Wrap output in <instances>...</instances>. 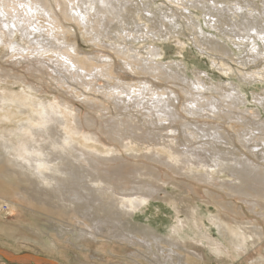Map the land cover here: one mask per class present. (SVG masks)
<instances>
[{
    "label": "bare ground",
    "instance_id": "6f19581e",
    "mask_svg": "<svg viewBox=\"0 0 264 264\" xmlns=\"http://www.w3.org/2000/svg\"><path fill=\"white\" fill-rule=\"evenodd\" d=\"M52 1L55 7L52 5L51 0H0V45H3L5 50L2 59L4 65L5 63L11 64L5 67L2 65L3 63H0V179L16 181L20 187V192L22 191V185H25L30 191V194L16 195L25 197L24 203L27 206L25 204L13 205L12 203H7L8 206H14L15 210L27 209L31 207H28L29 203L34 201L40 206L41 211L44 212V215L49 220H58L63 223L57 226L56 231L58 233L56 232V234H64L67 230L64 224H68L74 218L81 224V228L77 232L73 233L70 230V233L76 238V242L88 243L94 241L95 243L92 242L93 244L101 245L102 240L105 239L110 245L122 244L126 248H129L128 245L135 246L139 252L147 254L148 264H210L208 255L204 253V250L198 248V244H202L203 241L208 242L210 247H212L211 251L216 258H219L220 264H229L226 261V255L227 258L230 257V259L234 260V253L235 256L236 252L238 254L242 252L243 254L247 251L248 253V249L252 245L260 244L263 248L261 242L263 241L264 233L261 230L258 232V229L251 228L253 225H233L222 219L221 215L214 217L213 224L218 228L219 233H222L228 239L226 242L219 239L214 240L215 238L212 239L210 234L204 231H202L203 233L198 231L202 233L199 235L200 237L198 232H195L194 236L185 235L186 226H189V224L180 219L179 221L181 222L178 225H174L167 236L160 231L157 225L159 222L156 221L155 223L150 222L149 227L145 229L137 228V225L133 224L135 214L143 212L144 208L150 205L151 200L156 199L155 195L158 194L159 187L153 174L141 172L143 170L137 167H124L122 165L125 164L123 153L134 157L139 156L136 150V145H139L143 146L145 153L148 152L146 155L147 159L153 162L160 161L161 166L163 164L167 168L175 170L178 174L193 178L196 182L199 181L206 183V185L216 186V181H220L217 177L225 173L226 178L221 179L220 188L225 189L229 195L244 197L242 200L249 206L247 208L255 210L256 213L261 214L264 218V148L259 147V143L257 144V142H264V135H261V133L264 134V126H262L264 123H261V126H256L257 128L254 127L255 125L251 127V125L245 124L247 121L246 116L243 115V111L238 105L243 103L244 93L234 87L232 88V93H227L225 90L222 91L223 89L217 85L212 89L208 88L203 78L186 75L181 72L182 70L179 71V66L177 65L178 70L175 69L176 67L169 66L170 64L157 62L156 58H163L165 52L156 43V46L151 45L153 52L150 50L147 54L137 51L140 48L132 42L131 44L115 43V45H121L123 49L115 53L119 55L122 61H125L124 66L129 67L133 74L141 76L153 74V78L156 76L168 83L165 88L163 87V91H158L159 87L153 82L145 81L143 85L141 84L143 87H140V90L134 91V94L129 93L126 95L130 91L125 88V86L129 85L126 81L127 79L124 78L127 73H115L117 71L116 66L106 63V61L100 63V60L105 58L100 55L93 58L81 57V53L76 49V42L74 41L71 44L70 40L76 33H72V35L71 30L64 26V22L78 26L75 16L78 15L83 20V23H81L83 29L80 31L90 33V39L98 42L97 46L104 56L107 53L102 50L105 48V44L103 46L99 43L105 41L104 38H108L109 35L114 36L112 32H115L117 36L119 35L120 39H122L121 41L127 36L132 35L133 37L132 31L130 33L133 23L124 15L129 12L126 6L131 3V0ZM144 1L148 3L146 5L148 9L144 8V10L156 15L157 13L150 7V0ZM216 1L218 0H211V3L213 2L211 6L207 5L206 2L200 3L198 0H187L186 4L196 8L202 7L203 10H207L206 12L216 11L217 18H214V13H212L213 19L210 20L212 21V26H214L213 28L220 23L224 24V22L222 23L219 20L220 15L232 19L225 24L226 28H230V32H228L241 41L239 43L246 49V52L243 50V53L246 55L249 53L246 58L240 59L242 66H247V64L261 60V58L264 59V48L261 46L262 43L264 47V11L252 6L251 8L249 7L251 10H248L240 2L239 4L236 3L237 5L228 6L227 9L219 11L215 6L219 4L224 7L222 3L225 5L226 1L222 0L220 1L221 3ZM246 2L250 4L247 0L244 3ZM68 3L69 5H67ZM24 5L27 8H24ZM18 6H23L24 10H19ZM67 6H71L70 11ZM82 6H87L88 8L83 10ZM184 8L189 10L188 7ZM56 9L59 10L60 15L57 14ZM88 10L94 12L93 15L88 13ZM28 12L33 13L34 25L24 19V13ZM85 12L88 14H85ZM84 14L87 16H85V19ZM42 17H47L48 22L50 20L51 27L46 33L49 31L58 32L54 35L56 40L38 36V31L40 32L44 28V23H38ZM92 18L96 20L94 21ZM140 23L146 27V30H148L146 32L150 33V35L152 34L155 38H158V36L162 38L163 34H167L170 31L162 21L157 24V26H160L159 29L148 24L143 19ZM72 29H75L74 26H72ZM127 30L129 35L124 32ZM200 30L203 32L202 28ZM201 31L199 34L203 36ZM123 32L126 35H123ZM15 33L21 34L23 43L13 41L12 38ZM141 33L143 31L141 32L140 30ZM138 36L139 34L136 37L134 33V41L143 38ZM147 38H150L149 35ZM108 40L106 39V41ZM56 41L62 47L58 48L55 46L54 42ZM208 44L210 46L214 45L215 50L218 49V46L214 43L209 41ZM48 52L57 53L59 58L55 57L56 55L54 56V54V57H50L51 54L47 57ZM225 52L226 50L221 49L219 53L226 55ZM45 55L46 58L44 57ZM33 56L37 58L31 61L33 59L30 60V57ZM106 56L109 60L113 59L109 52ZM61 58L62 60H59ZM184 60H182L183 64L188 66ZM22 64L28 65L29 68L33 67L35 70L26 68L25 73L21 71L15 72L14 67L17 65L22 66ZM136 68L142 69L138 72ZM70 69H73V71ZM246 75L248 76V74ZM29 76L33 79L35 77L44 79V81L47 80L46 82L49 84L56 82L60 86H69L70 92L74 91L75 88L73 86L78 87V90L80 89L79 87H84L90 92L94 91L95 87H98L97 81L99 77L104 78V80L108 79L107 77H111L116 84H111L112 81L107 83L106 89H113V91H106L103 88L104 90L101 94L98 92V95L106 98V100L102 98L106 101L103 107H101L102 104L100 102V107L99 104L95 106L98 102H95V96L92 97L94 94L86 97L85 101L91 105L95 103L92 106L95 115L89 111L83 115V110L80 109L82 112L74 110L64 101L48 104L44 100H37L39 95L37 96L34 92L38 91L39 87L33 85V80L27 83L30 85H28V91L25 90L22 93L11 92L7 88L6 90L3 88V85L8 83L6 81L8 78H17L21 81L28 79ZM74 83L77 85H74ZM138 86L135 85V88H138ZM59 87L57 86L56 89H59ZM39 91L42 90L40 89ZM76 91L74 92L76 93ZM212 92L220 94L221 98L218 100L209 98L210 94L213 96ZM180 93L186 96L185 102L188 104L184 105L182 110L185 114H191L195 117L199 116L203 111H208L213 118L221 119L222 116L219 113L224 112V116L227 119L237 118V121H241V126L236 127V129H242L239 130L243 132L239 135V138H242L243 146L249 152H252V150L261 152L260 160L263 164L254 162L248 157L241 160L240 157L228 152L223 154L225 156L218 154L221 157L220 161H218L220 157H217V160L213 159L212 157L217 156L219 147L217 145L223 144L224 141L226 145H229L230 142L229 136L225 137L223 135L225 133L228 134L223 127L224 125L221 127L219 123H214L217 128H213L214 126L209 129L200 128L197 125L195 129L190 130L187 117L181 116L176 111L179 114V121L183 125L182 131L181 129L174 130L177 127H171L176 122H173L172 100L180 101ZM76 97L80 98L81 96L78 94ZM257 100L264 107V97L258 95ZM182 101H184L183 98ZM152 105H154V109H152ZM134 107L136 108L134 109ZM180 118L184 120H180ZM247 118L249 119V117ZM191 123L193 124V122ZM238 124L240 125V123ZM92 127L97 130H93ZM218 127H221L222 132L219 131ZM172 131L177 133L175 137ZM102 134L112 144L106 143L103 139L104 136L101 137ZM207 139H209L208 142H206ZM101 143L108 145L110 148L113 147L114 150H100V147L98 148L97 146ZM253 143L257 144L256 147L251 146ZM206 147H209L210 152L205 150ZM130 148L131 150H128ZM157 148H161L163 152ZM199 150H202V153L205 151L212 156L209 157L210 155L207 153V155L198 153ZM255 157L259 159L258 155H255ZM128 177L133 180L131 179L128 182ZM92 185L98 187L92 189L90 188ZM183 194L185 193L183 192ZM114 197L118 198L117 203L113 201L115 200ZM173 202L172 205H174L175 209L181 212L182 209L179 208V203L177 201ZM189 208L192 209L189 206L187 214L185 212L187 219L188 221H194L196 224L193 226L199 229L198 220L200 217L197 219L198 215L194 208L192 212ZM1 217L4 219L5 216ZM201 226L203 228L202 224ZM189 229H191V232L195 231L194 228V231L192 228ZM139 234H142V236ZM125 242H127V245ZM231 246L233 247L232 249ZM261 247L253 250L254 254L250 256L251 261L249 264H258L256 261L253 262L256 257H261L262 262H264ZM134 256L142 258L138 252ZM37 264L45 263L39 261Z\"/></svg>",
    "mask_w": 264,
    "mask_h": 264
},
{
    "label": "rangeland",
    "instance_id": "374dc122",
    "mask_svg": "<svg viewBox=\"0 0 264 264\" xmlns=\"http://www.w3.org/2000/svg\"><path fill=\"white\" fill-rule=\"evenodd\" d=\"M112 1H114V0H112ZM186 1L187 0H182V1H180V0H178V1L177 0H150V2H151L150 7L153 8V10L157 13L156 15H152L151 13L146 11L148 9V6L146 7V5H148V3L146 1H144V0H131L130 1L131 3H129V5L126 6V8L128 7L127 10L129 12L127 14L125 13L124 15L127 16L129 18V20H131L133 23V25H132L133 27H131V30H130V33L132 31L133 37H132V35L129 37L127 36L123 41H121L122 39H120V36L118 35L119 36V38H118L117 34L115 32H112L113 35L116 36L117 38L108 34L110 38L109 37L104 38L105 41H103L102 43H99L101 45L105 44V46L103 45L105 48H103L102 50H104L105 53L109 52V54L113 58L112 60L110 59L111 62L109 59L106 58L107 53H106V55L103 56V53L99 50V48L97 46L98 42H94L93 40L90 39V37H89L90 33H85V32L80 31L83 29V25L81 24V23H83V20L80 19L78 15H75L76 19H77L76 21H77L78 26H76V24H68L67 22H64V26L67 29L71 30V34L76 33L75 36H72V39H70V40H71V44H73L74 41L76 42V45H77L76 49L81 53L80 54L81 57L86 56L89 58H93L95 56L100 55L102 57H105V58H102V60H100V63H104L106 61V63H111L112 66L113 65L116 66L117 71H115V73H120V74L122 72L127 73V76H125L124 78L127 79L126 81L129 85L127 87L125 86V88L127 91H128V89L130 91L127 92L126 95L129 93L134 94V91L136 92V90L137 91L140 90L143 87L142 86L143 82H145V81L153 82L156 86L159 87L157 89L158 91H163V87L165 88V86H167L168 83H166L161 78H158L156 76H155V78H153L154 77L153 74L152 75L151 74L150 75L145 74L144 76L133 74L129 67L124 66L125 61H122L119 58V55H117L115 53L116 51L123 50L121 45L118 46V45H115V43L116 44L117 43H119V44L120 43L131 44V42H132L134 45H136L138 48H140V49H137V51H140L143 54H147L148 51L152 50L151 45L156 46V44H158L161 48L164 49L165 56H163V58L162 57L156 58L157 62H160V63L163 62L165 64H170L169 66H172L173 68L176 67L175 69H177V70H178L177 66H179V71L182 70L181 71L182 73H185L186 75H189L191 77L198 76L200 79L203 78V80H205L204 82L206 83V87L211 88V89L213 87H215V85H217L219 88L223 89L222 91L225 90V92H227V93L228 92L232 93L233 87L240 89L244 93V98H243L244 101H242L243 103H240L238 105H239V107H241L240 109L243 111V115L246 116L247 121L245 124H247L249 126L251 125V127H252V125H255L254 127L261 126V123H264V107L257 100V97H258V95L264 97V59L261 58V60H257L255 62H252L251 64H247V66H242L240 59L246 58L249 53L247 55L245 53H243V50L246 52V49H244L241 46V43H239L241 41L237 37H235L233 34L229 33L230 28H228V27L226 28L225 24L230 22L232 19L231 18L229 19L227 17H223V15H220L219 20H221L222 23L224 22V24L220 23V24H218L217 27L213 28L214 26H212L213 24L211 23L212 21H210V20H212L213 17L217 18V14L215 13L216 11L212 10V12L211 11L206 12L207 10H205V9L203 10L202 7H198V8L193 7V6L191 7L190 5L186 4ZM198 1L200 3L206 2L207 5H209V6L213 5V2L211 3V0H198ZM220 1H222V0H218L216 2L221 3ZM223 1H226V4H225L226 6L224 5V3H222L224 7H221V5H219V4L217 6H215L219 9V11H221L225 8L227 9L228 6L231 7V6L237 5V4H239V2H240V4H242V6L246 7L248 10H251L250 8L252 6V7H256L260 11H264V7H263L264 0H247L250 4H247V2L244 3L245 0H223ZM51 3L54 6V3L52 0H51ZM67 5H69V3ZM98 7H99V5H98ZM184 7H188L189 10H187V9L185 10ZM24 8H27L26 5H24ZM67 8L70 11L71 6H67ZM82 8L84 10V9H87L88 7L82 6ZM144 8L146 10H144ZM18 9L24 10L23 6L22 7L18 6ZM56 12H57V14L60 15L59 10L56 9ZM87 12L92 13V15L94 13V12H91L89 10ZM87 12H85V14ZM28 13H24V19L28 22H31L34 25V18L32 16L33 13H30V12H28ZM212 13H214V16L212 15ZM85 14L83 15L84 19L87 17ZM70 15H71V13H70ZM157 15H159L160 17ZM62 17H63V15H62ZM167 17H170V18H167ZM172 18H174V19H172ZM142 19L145 20V22H147L148 24H151L153 27H156L157 29L160 28V26L159 25L157 26V24L162 21V23L165 25V27L167 29H170V31H168L167 34H163L162 38L161 37L159 38V36H158V38L157 37L155 38L152 34L150 35V33L146 32L148 30H146V27L142 23H140V21ZM39 20H38L39 24L44 23L43 24L44 28H42L40 32L38 31V36L44 37V38L47 37L50 40H53L52 38H54L56 40L54 35L56 33H58L57 31L56 32L55 31H49L50 33L49 32L46 33L47 30H49L51 27V24L49 23L50 20L48 22L47 17H42ZM92 20L95 21L96 19L92 18ZM134 20H136V21H134ZM135 24H137V25H135ZM172 25H174V26H172ZM72 26H74L75 29H72ZM137 27L140 29H138ZM113 28H114V26H113ZM200 28L203 29V32L200 30ZM98 30H99V28H98ZM137 30H139V31H137ZM140 30H141V32L143 31V33L140 34ZM134 31H137V32H134ZM200 31H201V33H203V36L199 34ZM124 32L129 35L128 30L124 31ZM124 32H123V35H126ZM134 33H135L136 37L139 34V36L143 37V38H140L138 36L140 39L134 41V39H135ZM142 34H143V36H141ZM144 34H146V35H144ZM147 34L149 35L150 38H147L148 37ZM13 36H12L13 41L15 40V42L23 43V38H22L20 33H15V35H13ZM73 37H76V38H73ZM197 37H198V42H197ZM115 38H116V40H115ZM106 39L107 40L109 39V40L106 41ZM128 39H129V41H128ZM113 40H115V41H113ZM209 41L214 43L215 45H217L218 49L215 50L213 47L214 45L210 46L208 44ZM56 42H54L55 46H57L58 48L62 47L58 43V41H56ZM0 46H1L0 47V63H3L2 64L3 66L8 67L11 64L5 63V65H4V61L2 58H3V53L5 52V50H4L3 45H0ZM159 46H158V48H159ZM261 46H262V48H264L262 43H261ZM154 48H156V47H154ZM221 49L226 50V52H225L226 55H222L219 53ZM70 51L73 52L72 50H70ZM152 52H153V50H152ZM50 54H51V56H50ZM53 54H54V56L56 55L55 57L59 58V55L57 53H51V52L47 53V57H48V55L50 57H54ZM44 57L46 58V55ZM226 57H228V58H226ZM36 58H37L36 56H33V57H30V60L33 59L31 61H34V60H36ZM148 58H150V57H148ZM183 59H185L184 61L186 62V64L188 66H185L183 64V62H182ZM59 60H62V58ZM137 61H139V60H137ZM13 62H14V60H13ZM25 66H26V64H22V66L17 65L16 67H14L15 68L14 71L15 72L21 71V72L25 73L26 68H29L28 65L26 67ZM194 67H196V68H194ZM21 68L24 70H22ZM30 68H31V70L34 69L33 67H30ZM119 69H122V70H119ZM141 69L142 68H140V69L136 68V70L138 72L141 71ZM71 71H73V69ZM50 74L52 76H54V74H52V72H50ZM246 74H248V76ZM249 75H252V76H249ZM251 77H253V78H251ZM107 78L108 79L104 80V78L99 77V79L97 81L98 87H95V90L92 91L94 93L90 92L89 90H86L84 87L83 88L79 87L80 89L78 90L77 89L78 87H74V86H73V88H75L74 91L77 90L76 93L73 90H72V92H70L71 90H69V88H68L69 86H60L59 84H56V82L49 84L46 82L47 81L46 79H45L46 81H44V79H41V78L37 79L35 77L33 79V78H30V76L28 79H24L21 81L17 78H11V79L8 78V80H6V81L10 85L8 83L4 84L3 88H5V90L7 88V90L11 91V92L22 93L25 90L28 91L27 89H28L29 84H27V83L29 81L33 80L34 81L33 85H36V87H39V90L40 89L42 90V91L38 90V91L34 92V94L36 93L37 96L39 95L37 100H44L48 104L49 103L53 104L55 102L64 101L67 104H69L70 108H73L74 110L75 109L79 110V111H80V109L83 110V115L88 111L90 113H93V115H95L94 110L92 109V106L95 103H92V105H91L89 102L85 101V98L88 96H92V94H94L92 97L95 96V99H96L95 102L96 101L98 102L97 104H95V106L98 105L100 102V104H102L101 107H103V105L106 104V101H104V100H106V98L102 97L101 95H98L99 94L98 92H100V94H101V92L107 88V86H108L107 83H110L111 81H112L111 84H114V85L116 84V82H114V80L111 79V77L110 78L107 77ZM101 79H103L104 81L103 80L101 81ZM17 80H19V81H17ZM87 80H89V78H87ZM104 84H105V86H104ZM74 85H77V84L74 83ZM135 85H137V86L139 85L138 88H135ZM57 86L58 87L60 86L59 89H56ZM133 86H134V88H133ZM92 87H93V85H92ZM60 88L62 89V91ZM106 91H113V89H109V90L106 89ZM84 93H86V94H84ZM212 93H213L212 94L213 96H211V94L209 95V93H208L209 98H213L215 100H218L221 98L220 94L215 93V92H212ZM78 94H80V96H81L80 98L76 97V96H78ZM70 95H72V96H70ZM83 96H85V97H83ZM123 96L125 97V95H123ZM102 98H104V100ZM163 98H166V97H163ZM182 98L184 101H182ZM101 99H102V101H101ZM179 99H180V101H174V99L172 100L173 106L171 107V111L173 114L172 113L171 114L174 117L173 122L174 121H176V122L174 123V126L172 125L171 127L172 128L173 127L178 128V129L176 128L174 130H180L181 129V131H182V125H183V124H181L182 122L180 123L179 114L176 113V111H178L181 116H183L185 118L187 117L186 119L188 120V123H189L188 128L190 130L195 129V127L197 125H199L200 128H208L209 129V128H212L213 126H214L213 128H217V126H215L214 123H219V125H221V127L224 125L223 127L225 128V130L228 134L225 133L223 135H225V137L229 136L230 142H229V145H226L225 141L223 142V144L217 145V147L219 146L218 147L219 153L217 151V156L212 157L213 159L217 160V157H220L218 154H220V155L222 154L221 156H225L223 154H227V152H228V153L234 154L236 157H240L241 160H243L242 158L248 157L254 162L262 163V161L260 160V158H261L260 153L261 152L256 151V150L255 151L252 150V152L254 151L252 153V152H249L245 146H243L244 145L243 140H242V138H239V135L241 133H243L242 131L240 132L239 130H242V129H238V130L236 129V127L241 126V121H237L236 120L237 118H233L232 120L227 119L224 116L225 115L224 112H220L221 114L219 113V115L222 116L221 119L213 118L211 116V113H208V111H206L207 113L203 111L202 113L199 114V116H195V117H194V115H191V114L190 115L185 114L182 110L184 108V105H188L185 102L186 96L183 95L182 93H180ZM82 100H83V102H82ZM236 103H238V102L236 101ZM100 104H99V107H100ZM156 104H157V102H156ZM151 107H152V109H154V105H152ZM135 108L136 107H134V109ZM62 110H64V109H62ZM80 112H82V111H80ZM104 113L107 114L106 112H104ZM233 117H235V116H233ZM247 117H249V119ZM189 119L191 120V122H193V124L190 122ZM180 120H184V119L180 118ZM194 120H196V121L194 122ZM234 120H236V121H234ZM251 122L252 123L255 122V123L252 124ZM176 123H177V126H176ZM238 123H240V125ZM180 124H181V127H180ZM262 126H264V125H262ZM220 128L218 127L219 131L222 132V130ZM92 129L97 130L94 127H92ZM172 133H173L174 137L177 134L174 131H172ZM261 135H264V134L261 133ZM103 136L104 135L102 134L101 137H103ZM103 139L106 141V143L112 144V143H110V141H108L105 138V136L103 137ZM241 140H242V142H241ZM208 141H209V139L206 140V142H208ZM257 144L259 147L264 148V142L263 141L257 142ZM257 144L253 143V144H251V146L256 147ZM97 147L98 148L100 147V150H102V151H106V150H110V149L114 150L113 147L110 148L108 145L102 144V143L98 144ZM136 147H137L136 148L137 155H139V156L134 157L130 154L123 153L125 164H122V165H124V167L125 166H131L133 168L137 167V168L143 170L141 172H145L147 174L148 173L153 174L155 179H156L155 180L153 178V180H155L158 183V185H157V183H156V185L159 187V192H158V194L155 195L156 199H152L150 202V205H148L146 208H144L143 212H137L135 214L134 219H133V224L135 226L137 225L136 226L137 228L145 229V228L149 227L150 222L155 223V221H156V222L160 223V224L159 223L157 224L160 231H162V233L165 236H167L170 234L169 233L170 229L174 225H178L181 221H186L189 224V226H186V231H185L186 233H184L185 235H189V236L193 235L194 236L195 232L204 231L206 233L208 232L212 239L215 238L214 240L219 239V240H223L224 242H226L228 239L222 233H219L218 228L213 224L214 217L217 215H221L222 219H224L227 222H229L233 225H236V226L237 225H244V224L250 225V226L251 225L255 226L257 224L255 227L251 226V228H254L255 230L258 229L257 230L258 232H260V230H261V232L264 233V218L261 216V214L256 213L255 210H250L249 208H247L249 206H247L245 201L242 200L244 197L242 198V197L229 195V193H227L225 191V189L220 188V185L222 184V183H220V182H222L221 179L226 178L225 173H222L217 177V178H219L220 181H216L217 183L215 182L216 186H211L210 184L206 185V183H201L199 181L196 182L193 178L178 174L175 172V170H171L163 164L161 166L160 161H154L153 162L152 160L147 159L146 155L148 154V152L145 153L143 146L136 145ZM208 148L209 147H206L205 150L210 152V149H208ZM141 149H142V152H141ZM157 149L161 150V152H163V150L161 148H157ZM128 150H131V148ZM198 153H201L203 155H207V154L210 155L209 153H207L205 151L202 153V150H199ZM255 155H258L259 159H257L255 157ZM211 156L212 155H210L209 157H211ZM220 160H221V157L218 159V161H220ZM131 179L132 178L128 177V179H127L128 182H130ZM136 181H137V178H136ZM139 181H141V180H139ZM144 181H145V179H144ZM124 182L127 183L126 181H124ZM188 183H190V184H188ZM93 185L90 188L95 189L96 187H98V186L94 187ZM19 188L20 187L16 183V181H12V180H8V179H0V198H1L0 207H1V209L3 208V210L0 209V212H1V214H0V264H37V262H39V261L43 262L45 264H47V262H48V264H140V263L141 264H148V261L146 259L147 254H145L144 252H139V250L136 249L135 246L128 245L129 248H126L122 244L110 245L109 243L106 242L105 239H104L105 241L102 240L101 245L93 244V243H95L94 241H92L93 243L92 242H88V243L87 242H80V241L76 242V238H74V236L70 232L71 231L73 233L77 232L79 230V228H81V224H79L78 223L79 221L74 219V218H73V221H70L68 224H64L65 227H67L66 228L67 230L65 233L68 232L70 234H68V233L67 234H65V233L64 234H56L57 226H59L63 223L58 221V220H52V221L49 220L47 218V216L44 215V212L41 211L40 206L37 203H35L34 201H31L30 202L31 204L29 203L28 207L29 206H31V207H29L27 209L24 208V209L15 210L14 206H8L7 203H12L13 205H16V204H21V205L25 204L26 205V203H24L25 197H22V196L19 197L16 195L30 194V191L27 189V187L25 185L21 186V189H22L21 192L19 191ZM163 189H164V191H163ZM182 191L185 194H183ZM114 198H115V200H113V201L115 203H117L116 201L118 198L117 197H114ZM171 199H172V201H171ZM173 201H177L179 203V208L182 209L181 212H178L175 209L174 205H172ZM4 202H6V203H4ZM189 206L192 207V209L189 208V210L191 212H192L193 208L196 211V213L198 215V216L196 215L197 219L200 217L198 220L199 221L198 226H199L200 230L197 227L195 228L193 226L194 224H196V223H194V221H188V219H187L186 214L188 211L187 208ZM185 212H186V214H185ZM1 216H3V217L5 216L4 219H2ZM17 218H18V220H16ZM179 219L181 221H179ZM200 219H202V220H200ZM242 220H244V221H242ZM254 222H256V223L254 224ZM51 223H53V224H51ZM54 224H56V226H54ZM201 224L203 225V228H202ZM258 224H259V226H258ZM50 226L52 227L53 230L51 229ZM189 228H192V230L194 228L195 231L193 230L194 232H191V229H189ZM50 229L53 233L50 231ZM202 233L198 232V236ZM60 236H63V237H60ZM140 236H142V234ZM136 241L139 242V240H137V239H136ZM125 244L127 245V242H125ZM261 244H263V248H264V237H263V241L261 242ZM199 245L200 246L202 245V246L200 247ZM78 247H80V248H78ZM260 247H261L260 244H256V245H252V247L248 249V253H247V251H246V253L244 252L243 254H242V252L239 254L236 252V256L234 253V255H233L234 260L231 258L232 264H249V262L251 261L250 256L252 254H254L253 250L255 248H260ZM141 248L145 249L144 247H141ZM198 248L204 250V253H206V255H208L210 264H220V261L218 260L219 258H216L214 256L213 252L211 251L212 247H210L208 242L203 241L202 244H198ZM232 248L233 247L231 246V249ZM263 248H262V251H263V255H264V249ZM137 252L140 253L142 258L134 256ZM225 257H226V261H228V263L231 264L230 257L227 258V255ZM31 260H33V261H31ZM133 260H135L136 262ZM44 261H46V262H44ZM235 261H237V262H235ZM255 261L258 264L264 263V262H262L261 257L260 258L256 257L253 262H255ZM263 261H264V258H263Z\"/></svg>",
    "mask_w": 264,
    "mask_h": 264
}]
</instances>
